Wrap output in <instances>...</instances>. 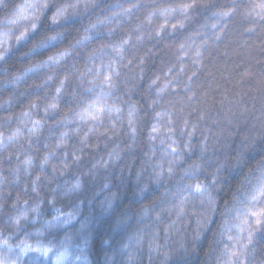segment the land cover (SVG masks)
Wrapping results in <instances>:
<instances>
[{
    "label": "clouds",
    "instance_id": "9594fccd",
    "mask_svg": "<svg viewBox=\"0 0 264 264\" xmlns=\"http://www.w3.org/2000/svg\"><path fill=\"white\" fill-rule=\"evenodd\" d=\"M0 264H264V0H0Z\"/></svg>",
    "mask_w": 264,
    "mask_h": 264
}]
</instances>
